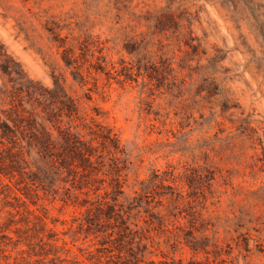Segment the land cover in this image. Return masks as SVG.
I'll return each mask as SVG.
<instances>
[{"label":"rangeland","instance_id":"1","mask_svg":"<svg viewBox=\"0 0 264 264\" xmlns=\"http://www.w3.org/2000/svg\"><path fill=\"white\" fill-rule=\"evenodd\" d=\"M0 264H264V0H0Z\"/></svg>","mask_w":264,"mask_h":264}]
</instances>
